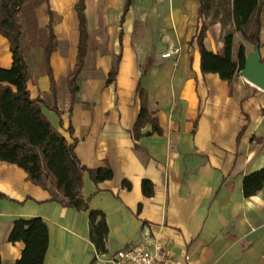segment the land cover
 <instances>
[{"label":"crops","instance_id":"crops-1","mask_svg":"<svg viewBox=\"0 0 264 264\" xmlns=\"http://www.w3.org/2000/svg\"><path fill=\"white\" fill-rule=\"evenodd\" d=\"M81 2L86 53L75 78ZM200 6L199 0L43 2L35 14L39 28L52 23V75L46 42L39 60L24 58L27 87L86 169L81 195L105 216L106 254L141 242L150 227L161 248L158 264H264V187L250 198L243 191L245 178L264 169V90L241 73L231 82L203 73L202 29L205 48L218 55L237 29L219 7L213 11V0L204 15ZM243 45L246 56L254 52ZM239 46L234 40V58ZM177 48L179 54L163 58ZM13 63L0 34V67ZM143 105L151 120L137 135ZM100 169L113 177L95 181L91 172ZM0 192L2 264L21 258L25 244L10 235L16 220L31 218L49 229L44 264H98L88 211L53 201L23 169L1 161Z\"/></svg>","mask_w":264,"mask_h":264},{"label":"trees","instance_id":"trees-1","mask_svg":"<svg viewBox=\"0 0 264 264\" xmlns=\"http://www.w3.org/2000/svg\"><path fill=\"white\" fill-rule=\"evenodd\" d=\"M32 0H0V34L11 46L14 63L10 69L0 67V161L16 165L23 169L28 180L50 193L53 201L77 211L89 212L91 240L98 253H105V241L108 226L103 213L89 209L83 199V174L86 171L77 162L74 146L69 144L63 134L55 128L43 112L44 101L32 99L27 87L30 71L22 56L24 32L21 23V12ZM200 14L208 12L211 0H199ZM49 2V0H43ZM264 0H232V11L229 14L236 24L237 31L254 21L256 26L251 35L244 34L247 41L261 49V14ZM128 5L126 7V10ZM81 24V41L78 64L73 76L77 78L83 68L86 53V31L83 16V4L78 7ZM50 16L52 12L49 10ZM203 28L197 38L201 53V69L203 73H215L224 81L231 82L241 73L246 63V48L239 46L237 58L233 57L234 36L225 38V49L222 55L208 51L203 39ZM57 41L53 34L52 23L48 26V39L44 45V61L48 73L52 75L50 57L56 50ZM114 74V73H113ZM111 76L109 82L113 81ZM74 85V84H72ZM53 110L60 115L57 108ZM150 115L145 105L141 109L137 121L136 133L149 122ZM138 135V133H137ZM95 181L111 179L110 170L100 169L91 172ZM148 182H144L147 191ZM264 187V169L247 176L243 191L247 198L256 195ZM5 195L0 192V199ZM11 242H23L25 250L16 264H44L49 247V229L41 218L19 219L14 222L10 235ZM0 264L2 259L0 256Z\"/></svg>","mask_w":264,"mask_h":264},{"label":"rangeland","instance_id":"rangeland-1","mask_svg":"<svg viewBox=\"0 0 264 264\" xmlns=\"http://www.w3.org/2000/svg\"><path fill=\"white\" fill-rule=\"evenodd\" d=\"M43 0H32L27 3L24 10L21 12V23L24 32V39L22 43V56L26 58L29 62L32 60H39V51L41 46H43L48 39V30L39 28L38 21L36 18L35 11L41 7ZM219 7V15L222 12L224 18H230L228 12L232 9V0H213V11ZM261 32L260 40L264 43V5L261 14ZM256 26L254 21H251L249 25L243 26L242 31L235 32V44L236 46L245 44L249 51L254 50V45L247 41L244 37L246 35H251ZM229 31H227L228 33ZM263 44H261L262 47ZM37 62V61H36Z\"/></svg>","mask_w":264,"mask_h":264},{"label":"built area","instance_id":"built-area-1","mask_svg":"<svg viewBox=\"0 0 264 264\" xmlns=\"http://www.w3.org/2000/svg\"><path fill=\"white\" fill-rule=\"evenodd\" d=\"M180 49L168 52L163 58H170L179 54ZM161 255V248L157 238L152 233V228L148 227L142 241L130 247L118 250L109 255L106 253H97L96 261L98 264H158Z\"/></svg>","mask_w":264,"mask_h":264},{"label":"water","instance_id":"water-1","mask_svg":"<svg viewBox=\"0 0 264 264\" xmlns=\"http://www.w3.org/2000/svg\"><path fill=\"white\" fill-rule=\"evenodd\" d=\"M241 74L247 81L264 90V59L258 47L246 57L245 68Z\"/></svg>","mask_w":264,"mask_h":264}]
</instances>
